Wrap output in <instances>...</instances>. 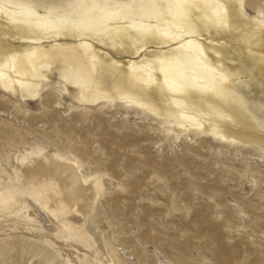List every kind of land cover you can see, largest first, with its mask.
Wrapping results in <instances>:
<instances>
[{"label":"bare ground","instance_id":"6f19581e","mask_svg":"<svg viewBox=\"0 0 264 264\" xmlns=\"http://www.w3.org/2000/svg\"><path fill=\"white\" fill-rule=\"evenodd\" d=\"M256 1L69 0L66 8H40L0 0V87L32 101L56 69L76 104L118 102L155 116L172 139L203 134L219 146L264 155V122L237 88L243 59L251 77L255 70L264 78V0ZM247 8L257 15L249 18ZM39 144L35 154L25 145L14 165L0 153V213L14 208L17 195L27 196L29 218L59 233L65 227L57 219L72 210L73 219L86 221L101 183ZM103 238L110 264H133L112 231Z\"/></svg>","mask_w":264,"mask_h":264},{"label":"rangeland","instance_id":"374dc122","mask_svg":"<svg viewBox=\"0 0 264 264\" xmlns=\"http://www.w3.org/2000/svg\"><path fill=\"white\" fill-rule=\"evenodd\" d=\"M26 1L40 8L69 4ZM246 15L252 19L256 9ZM239 62V94L264 122V78L255 70L250 76L246 59ZM59 77L50 70L32 101L0 87V153L14 165L25 145L35 154L43 141L99 180L101 197L86 221L73 219V210L58 218L65 227L58 233L30 219L28 197L17 195L14 208L0 213V264H110L103 238L109 231L135 257L133 264H160L159 257L172 264H264L259 150L222 147L203 134L172 139L155 116L118 102L76 104Z\"/></svg>","mask_w":264,"mask_h":264}]
</instances>
